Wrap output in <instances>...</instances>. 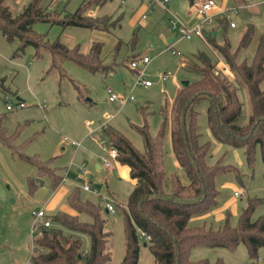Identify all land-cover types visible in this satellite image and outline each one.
Segmentation results:
<instances>
[{
	"label": "rangeland",
	"instance_id": "rangeland-1",
	"mask_svg": "<svg viewBox=\"0 0 264 264\" xmlns=\"http://www.w3.org/2000/svg\"><path fill=\"white\" fill-rule=\"evenodd\" d=\"M28 1L5 0L4 3L16 14ZM83 1L43 0V5H47L49 10H58L62 16V9L73 12ZM203 1L168 0L169 10L159 0H105L102 4L87 8L84 12L87 15L95 11L99 16L108 14L115 20L116 23L108 31L78 25L62 26L48 21H37L33 24V28L45 33L49 41L59 38L69 47L78 45L82 52H87L92 43L100 42V57L104 63L112 66L107 70L91 71L68 59H60L58 68H53L51 55L47 51L35 56V48L29 45L22 52L16 53L17 44L8 42L0 33V115L5 135L0 139L1 186L4 185L3 188L8 192H16L22 184L30 206L36 210L47 197L43 190L50 186V181L45 175L36 176L33 163L24 157L36 156L43 162L48 161L50 166L57 167L62 173L69 166V173L63 182L72 181L76 185L79 182L74 176L79 164L84 162L87 179L93 185L99 184L98 191L103 194L97 196L80 188L83 198L99 204L101 215L105 219L104 227L110 233L107 241L110 259L104 264H119L122 259L125 243L123 214L116 202L125 206L133 182L131 177L120 175L117 159H111L110 167L96 168L95 163L102 164L103 158H109L110 146H103L99 142V137L102 136L101 125L117 128L138 150L144 151V140L139 127L145 125L151 136H157L163 118V107L170 105L178 87H182L183 80L190 81L199 77L184 67L181 60L201 50L217 60L219 67L225 64L204 37L192 35L191 38H184L177 29L172 28L170 18L174 16L189 27L200 23L202 18L198 15L197 8ZM215 2L224 9L233 5L232 0ZM245 3L249 5L238 6L231 14L234 27L229 24L220 25V14L211 18L212 27L205 31L218 42L226 37L234 49L245 25L252 23L253 37L239 53L240 59L245 58L249 62L259 36L264 34V0H244L243 4ZM142 14H145L144 18L141 17ZM169 38L174 41L172 47ZM172 49L179 53L173 54ZM143 55L150 57L142 77L150 80V85L139 82L137 69L129 64L132 58ZM137 67L142 65L138 64ZM118 73H121V78ZM163 75L166 79L161 78ZM261 85L264 87V80ZM108 87L119 96L132 95V99L123 104L109 101ZM81 92L84 94L82 98L79 96ZM7 94L10 98L5 101L4 95ZM237 94L242 103L239 120L244 123L250 112L248 93L244 86H239ZM18 97L25 105L7 110L6 103L15 102ZM207 104L206 99L196 104L200 142H208L205 160L209 164L218 161L233 169L222 171L214 178L219 191L217 204L206 211L193 214L188 224H205L217 228L227 217L228 224L234 226L242 207L251 197L260 198L252 218L264 217V164L259 147H254L253 159L248 162L244 147L231 146L217 140L207 124ZM86 121L89 122L88 127L85 125ZM98 124L101 125L96 128ZM90 130L94 131L93 134L89 133ZM72 139L79 141L80 145H71L69 142ZM161 150L162 164L167 176L176 175L182 184H188L189 179L179 169L175 158L168 124L165 125L161 138ZM30 177L46 183L38 186L39 191L31 199L28 181ZM65 184L68 188L74 186ZM110 200L115 205L113 213L107 212L104 206ZM66 202L64 196L62 203ZM59 208L57 206L53 210H47V218ZM79 217L84 221L91 220L87 213H80ZM51 225L53 223L49 226ZM80 241L81 249L86 250L89 236L80 234ZM189 258H207L210 263L220 259L222 264H264V247L259 248L258 258H250L242 242L233 249L198 245L190 249ZM137 264H153V256L146 246L141 245Z\"/></svg>",
	"mask_w": 264,
	"mask_h": 264
},
{
	"label": "trees",
	"instance_id": "trees-1",
	"mask_svg": "<svg viewBox=\"0 0 264 264\" xmlns=\"http://www.w3.org/2000/svg\"><path fill=\"white\" fill-rule=\"evenodd\" d=\"M4 1L0 0V33L8 42L17 44L16 53L31 45L35 48V56L44 51L51 55L53 68H58L60 59H68L91 71L112 67L100 57V42L92 43L87 52H82L78 45L69 47L59 38L49 41L45 33L33 28L37 21H48L62 26L78 25L108 31L116 23L110 15L89 16L84 13L90 6L102 4L105 0H84L73 12L62 9V16L58 10H49L47 5H43V0H29L16 14ZM232 1L233 7L244 3V0ZM52 16L54 18L51 19ZM218 21L223 26L228 24L226 16L219 17ZM203 32L205 41L219 54L227 70L219 67L217 60L205 51L198 50L184 58L185 67L199 77L182 86L170 105L163 107L157 136H151L145 125L139 127L144 151L138 150L119 130L108 125L101 129L106 143L115 148L117 161L127 165L130 177L135 179L125 206L116 202L123 214L125 238L119 264H137L141 245L151 252L153 264H222L220 259L214 263L207 258L191 260L190 249L198 245L233 249L242 242L250 258H258L259 248L264 247V217L252 218L253 210L260 201L257 197L248 198L234 226L228 224L227 217L217 228L188 224L193 214L217 204L219 191L214 178L222 171L233 169L218 161L209 164L205 160L208 142H200L197 124L196 104L200 100H207V124L212 135L228 145L244 147L248 162L252 161L254 147L258 146L264 164V87L261 85L264 80V34L259 36L248 62L245 58L240 59L239 53L253 37L252 23L245 25L234 49L226 37L218 42L204 29ZM239 86L247 90L250 105L244 123L239 120L242 109L237 94ZM83 95V92L79 94L81 98ZM1 118L0 115V139L5 137ZM166 124L170 127L175 158L188 177V184H182L176 175L167 176L164 170L161 138ZM24 158L37 167L40 175L48 177L51 188L61 181L62 175L48 161L43 162L36 156ZM66 201L75 214L57 211L50 215L53 225L43 227L34 238L31 264H104L110 259L107 247L110 233L104 227L105 219L99 204L83 199L78 186L71 189ZM80 213L89 214L91 220H81ZM140 230L150 236L142 243L138 236ZM83 233L89 236L86 250L81 249L80 234Z\"/></svg>",
	"mask_w": 264,
	"mask_h": 264
},
{
	"label": "crops",
	"instance_id": "crops-1",
	"mask_svg": "<svg viewBox=\"0 0 264 264\" xmlns=\"http://www.w3.org/2000/svg\"><path fill=\"white\" fill-rule=\"evenodd\" d=\"M245 5H249V4L245 3L242 5H239V7L245 6ZM216 6L217 7L214 8L212 11L213 16L214 15H220V14H222V16H223V13L219 12L218 10H223V12H224V10L228 11L231 9V7H233V6H230V7H227L224 9V8L219 7L217 5V3H216ZM237 8H238V6L236 7V10H237ZM165 9L169 10L167 5H166ZM94 13H95V15H97L95 11H94ZM232 13L230 12V15ZM227 21L229 24V20H227ZM211 23H212V20H210L206 24H203L202 28L205 30V29L212 27ZM184 25H186V24H184ZM234 26H230V27H234ZM168 41L169 42L171 41L170 47H172L173 43H174V41L172 42V38H169ZM172 50H174V49H172ZM172 50H171V52H172ZM172 53L177 54L179 52L174 50V52H172ZM134 58H136V57H134ZM181 62H182L181 64L185 67L184 58L181 60ZM118 74L120 75L119 78H121V73H118ZM178 90H179V87H178ZM107 95H108V93H107ZM18 99H20V98L18 97ZM20 100H22V99H20ZM88 124H89V122H88ZM88 124L86 125V122H85L86 127H88ZM100 125L101 124H98L96 126V128H98ZM104 126H106V125H101V129ZM113 128H115V127H113ZM115 129H117V128H115ZM92 132H94V131H92ZM101 137H103V136H101ZM63 139L65 141H67L66 140L67 138L65 139L63 137ZM72 140H74V139H72ZM69 143L71 145H73L71 143V141ZM79 145H77V146H79ZM73 146L77 147L76 145H73ZM108 159L111 162L112 158H110V156ZM82 163H84V162H82ZM118 163H119L118 166H119L120 175L123 177H128V176L130 177V168L125 164H121L120 162H118ZM32 165H34V164H32ZM95 166L97 169L105 167L103 165V163L102 164L95 163ZM34 167H35L36 173H37L36 176L40 175L37 172V167L35 165H34ZM52 167H54V166H52ZM179 169H181L180 166H179ZM56 171L62 176L67 175L69 173V166H66L64 168V173L60 172L59 169H57V167H56ZM76 176H77V172L74 176L75 179H76ZM131 179H132V182L134 184L135 179H133V178H131ZM65 180H66V178L64 180L61 179V181L54 188H51L50 186L45 187V190H43V191L47 194V197L42 201V205L37 207V209L43 208L45 210L46 215H48L47 210H53L57 206H60V208L56 211H53V213H51V215L57 211H65V212H68L71 214H75V210L72 209V207H70L67 202H66V204L62 203V198L64 196L67 197V195L71 191V189L75 186H78V185H76L75 183L73 184L72 181L63 182ZM28 181H29V188H30L29 198L31 199L32 195L34 193L37 194V192L39 191L38 186L39 187L44 186L46 183L44 182V180L43 181H40L38 179L35 180L33 177L28 178ZM65 183H68V184H71L74 186L72 188L71 187L68 188V186ZM3 186L4 185L1 186V183H0V264H30V256L32 253V247H33L34 238H35V236L31 232V227H32V223H33L32 211L35 209L30 206V200L28 198H26L27 195H26V192L23 191V185L22 184H20V188L16 192L15 191L14 192H8L5 190L6 188H3ZM79 189H80V187H79ZM8 198H10L11 200L9 201ZM83 199H85V198H83Z\"/></svg>",
	"mask_w": 264,
	"mask_h": 264
},
{
	"label": "built area",
	"instance_id": "built-area-1",
	"mask_svg": "<svg viewBox=\"0 0 264 264\" xmlns=\"http://www.w3.org/2000/svg\"><path fill=\"white\" fill-rule=\"evenodd\" d=\"M159 1H160V4L164 8H166L168 0H159ZM216 7L217 6H216L215 0H204L200 4V6L197 8V13L202 18L200 23L196 24L193 27H188V26L184 25L178 17L174 16L173 18H170L171 19L170 21L172 22V28L177 29V31L179 33H181V37H184V38H191L192 35H197V36L203 37L204 32H203L202 25L208 23L211 20V18L213 17L212 11ZM218 11L223 13V16H226L229 19V25L230 26L235 25L234 21L231 18L230 12L231 13L235 12L236 7H231L230 10H228V11L224 10V12H223V10H218ZM89 15L95 16V13L91 11V12H89ZM141 17L144 18L145 14H142ZM172 52H174V50H172ZM149 61H150V57L143 55V56H138L136 58H132L129 62L130 66L132 68L137 69L138 81L143 82L144 85H150L151 84L150 80L142 78L144 67L148 64ZM138 64H141L142 67H137ZM222 68L227 69V65L223 64ZM161 78L166 79V77L164 75L161 76ZM107 93H108L107 99L109 101H117L119 104H123L127 100L132 99V95L119 96L116 93H114L110 88L107 89ZM9 98H10V96L8 94L4 95L5 101H8ZM24 105H25V103L22 100L17 98V100L15 102H11V101L7 102L5 107L7 110H11L15 106L22 107ZM86 124H88L87 121H86ZM89 133H92V131L90 130ZM64 138L66 139V137H64ZM70 141L73 145H76V146L80 144L79 141H75V140H70ZM99 142L103 146L108 145L106 143V139L103 137L99 138ZM108 154H109L110 158L117 159V152H116L114 147L110 146V148L108 149ZM102 163L105 167L111 166V162L108 158H103ZM85 172H86L85 171V164L84 163L79 164V166L77 168V176H76V179L79 182L78 186L85 191L93 192L97 196H103V194H101L98 191V187L89 182V180L86 177ZM65 178H66V175L62 176V180H64ZM234 194L238 195L237 192H235ZM113 203H114L113 200L105 202L104 206H105V210L107 212H110V213L115 212V205ZM32 217H33V223H32V227H31V232L36 237L37 235H39L41 233L42 228L49 226L51 222H50V219L47 218V215H46L45 210L43 208L33 210L32 211ZM138 236L141 240H148L150 238V236L142 230H140L138 232ZM32 251H33V247H32ZM30 264H31V261H30Z\"/></svg>",
	"mask_w": 264,
	"mask_h": 264
},
{
	"label": "water",
	"instance_id": "water-1",
	"mask_svg": "<svg viewBox=\"0 0 264 264\" xmlns=\"http://www.w3.org/2000/svg\"><path fill=\"white\" fill-rule=\"evenodd\" d=\"M190 2H192L193 0H189ZM118 77H120V75L118 74ZM188 84V80H183L182 81V86H186ZM97 187H99V184L96 185Z\"/></svg>",
	"mask_w": 264,
	"mask_h": 264
}]
</instances>
